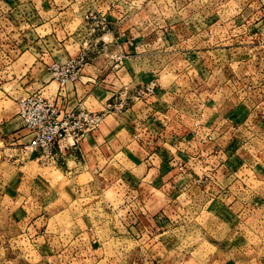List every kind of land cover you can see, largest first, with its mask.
<instances>
[{
    "label": "crops",
    "instance_id": "0c3cea01",
    "mask_svg": "<svg viewBox=\"0 0 264 264\" xmlns=\"http://www.w3.org/2000/svg\"><path fill=\"white\" fill-rule=\"evenodd\" d=\"M129 1L131 0H83L79 6L81 11L94 8L109 14V31L98 34V45L89 48V62L81 73L80 81L67 86L63 98L57 99L58 104L66 111H73L80 104L81 108L89 111H100L103 104L123 87H127L129 95L133 96L140 85L151 81L157 83L152 98L145 103L131 101L126 112L107 117L99 129L88 134L76 148L69 151L54 149L58 169L61 167L68 173L69 167L66 166L73 163L70 173L75 175L74 181H64L62 190L74 191L84 201L100 203L102 217L91 222L88 227H76L73 238L66 243L60 240L59 231L49 237L55 250L52 249L54 254L45 261L47 257L43 255L47 247L39 245L44 244L47 233L44 219L61 206L57 204L54 209L47 206L50 197L54 198L52 202L60 200L55 191L58 184L53 186L52 181H44L42 178H34L32 181H22L20 178L19 181V177L16 178V174L11 173L2 185L0 197L10 204L8 209L11 217L18 218L19 223H16L24 227L32 222L27 230L37 234L36 243L42 242L36 247L42 255L40 258L43 264H111L101 253L103 245L113 240L112 233L118 234V231L110 233L109 230L114 228L107 226V215L116 213L113 204L104 196L108 189L118 192L117 200L121 202L118 208L125 214L116 220L122 233L116 239H121L124 245L129 242L136 244L137 248L131 252V256L134 258L138 254L144 255L143 264H148L147 260L151 258L157 260L158 264H171L168 254L172 250V243L178 241L175 236L178 229L173 228V222L178 216L172 199L184 190L194 188L205 191L212 197L211 201L218 210L214 211L213 208L211 214L221 221L222 225L218 223L219 227L231 231V211L236 217L246 219V229L250 230L257 223H264V181H250L251 178L247 179L244 174L242 178L234 172L242 170L244 162L251 163L248 164L249 169L244 171L251 173L253 178L263 177L256 170L264 168V164L253 163L248 156H253L254 151L250 146L252 134L264 133V103H252L249 98L252 88L257 91L264 89V81L257 82L246 77L250 75L247 71L250 66L247 65V57H243V54L250 57L247 54H251L252 50L246 53L240 48H234L235 54L242 52L239 59L244 67L241 72L237 66L239 68L235 70L234 79L231 77V62L235 60V54L234 50L231 52L233 40L229 16L223 18V15H219L212 16L209 21H194L193 23L197 22L202 26L212 23L221 29L223 35H216L213 38L215 41L212 39L217 42L216 45H198L194 47L195 51H189L185 45L198 36L188 38L179 27L189 23L188 19L182 17V12L189 9V5L195 1L183 4L172 2V5L164 3L160 7L157 3L148 2L152 13L158 10L165 13L160 18L148 17V20L147 17H141L139 11L143 8L138 0L128 3ZM199 5L202 6L200 3ZM210 5L212 11L219 12L218 2ZM74 6L77 4L69 5L66 10L74 9ZM133 13L135 16L132 17ZM74 17L72 24L80 23V13ZM58 20L55 17L52 22ZM123 25L134 28L125 31ZM142 25L164 27V30L147 38L141 32L134 35L133 32L140 30ZM55 26L56 23H52L51 37L35 36L38 40L35 43L36 53L26 51L21 54L26 56L28 53L33 60L28 67L24 63L25 73L13 80V86L19 95L39 92L44 98L55 100L58 87L47 70L48 62L64 61L69 56L77 55L79 51V43H76L77 47H73L72 52L65 45L70 40L79 41L77 29L75 33L66 34L57 32ZM61 35L64 39L69 35L72 38L60 44ZM130 37L135 39L129 46L127 41ZM243 38L253 39V36ZM159 42L161 45H158ZM122 50L127 53L123 65L118 70L112 69L109 53ZM263 53L261 51L260 55ZM189 63H195L197 67L194 77L191 76L193 72L187 68ZM262 66L255 71H264ZM240 74L243 79L237 76ZM194 122H199L200 126L195 127ZM237 127H242L243 135H236ZM9 128L11 129L8 123L4 130ZM14 129L19 130L20 125ZM136 135L137 139L134 138ZM208 136L211 141L202 142L199 139ZM201 152L204 153L203 159L199 158ZM256 152L254 151L255 154ZM116 161L121 168L117 172L114 167L109 169L110 163ZM177 165H182L181 171ZM86 176H89L88 179L81 181L80 178ZM250 182H255V185ZM242 184L252 189H242ZM253 189L257 191L255 199L262 203L258 210L247 208L253 200L248 193L252 194ZM70 198H73L72 194ZM16 203L18 208L15 211ZM222 207L225 208L220 210ZM257 211L261 216L258 217ZM255 217L258 219H254ZM37 222L41 226L33 229ZM41 228H44L43 231ZM220 247L218 245L214 248ZM222 250L227 251L223 252L227 259L219 257L208 264H231V243ZM256 259L258 264H264L263 255ZM252 261L255 260L249 258L244 264H253Z\"/></svg>",
    "mask_w": 264,
    "mask_h": 264
},
{
    "label": "rangeland",
    "instance_id": "374dc122",
    "mask_svg": "<svg viewBox=\"0 0 264 264\" xmlns=\"http://www.w3.org/2000/svg\"><path fill=\"white\" fill-rule=\"evenodd\" d=\"M151 1L157 3L159 7L163 6L164 3L166 5H172V2L183 4L185 2L195 1L189 5V9L187 8L182 12V17L188 19L189 23L179 27V29L182 30V33L186 37L190 38L197 35L198 38H195L204 43L193 38L186 45L184 44L189 51H195L194 47L198 45H216L217 42H213L214 37L216 35H223L221 29L212 25V23L202 26L196 24L197 22L193 23L194 21H202V19L209 21L212 16L217 17L223 15V18L229 16L231 18V40H233L231 41V52H233L234 48H240L242 52L246 53L248 50H252L251 54H247L250 57L243 54L245 55L243 57H247V65L250 66L249 70H247L250 72V75L246 77H250L253 81L257 82L260 80L264 81V71H255L260 65H263L262 69L264 70V53L260 55L261 51H264L262 48L264 46V0H138L139 5L143 8L139 11L142 14L141 17H147V20L149 19L148 17L154 16L160 18L165 14L159 10L152 13L148 8V2ZM82 2L83 0H0V192L2 191L4 179H7L11 173L16 174L15 177H19L17 178L19 181L20 178L22 181H32L34 178H42L44 181H52L53 186L54 184H58L55 191L59 195L60 200L52 202L54 198L50 197L47 206H50V209H54L57 204L61 206L55 208L56 211L50 213L46 217L47 219H44V228L47 227V233L45 234L44 244L39 245L47 247L45 255H43L47 257L44 259L45 261L50 259L55 250L54 244H52V240L49 237L53 236V234H58L59 231L60 240L66 243L73 238L76 227H88L91 222L101 218L103 213L101 212L100 203L84 201L83 198H78L79 196L77 194L75 195L74 191L62 190L61 187L65 184L64 181H71L72 179L74 181L73 177L75 175L70 173L72 170L71 167H73L72 162L69 163V166H66L69 167L68 171L70 172L65 173L61 167L58 169V163L55 161L49 167L41 166L37 163L32 153L22 151L21 148L27 140L26 136L21 128L19 130H15L14 128L20 125V123L17 124L18 118L16 116L17 100L26 95H19L16 92L17 90L13 86V80L25 73L26 69L23 68L24 63L28 67L33 60L32 56L28 53L26 56H22L21 54L26 51L36 53L35 43L38 40L35 39V36L47 37L48 35L51 37L52 23H56L57 26L54 29L57 32L62 31L66 34L76 32L80 23L74 22L72 24V22L75 19L74 15L77 16L80 13L81 19V15L86 11V9L82 8V12L79 8ZM213 2H218L220 6L219 12L217 10L212 11L210 4ZM73 4H77V6H74V9L66 10L69 5ZM197 6L198 8H196ZM202 8H205V10ZM128 12L132 13L133 11ZM131 16H135L134 13ZM55 17H57V20L59 19V22H52ZM134 18L136 19V17ZM60 24L61 26H59ZM122 28L128 31L134 27L127 28V26L123 25ZM177 28H175L174 32L177 31ZM162 30H164V27L155 25L148 27L142 25L140 30H135L133 33L136 35L141 32L147 38L156 32L160 34L158 32ZM244 36H253V39H245L243 38ZM60 38L61 41L59 42L61 44L64 40L72 38V35L66 36L65 39L61 35ZM76 43H79V41L75 42L74 39L65 43V45L72 52L73 47H77ZM174 44L176 45L178 43ZM158 45H161V42ZM242 52H237V54H235V50L233 52L235 54V60L231 62L233 65L231 68V77L234 79H236L235 70L239 67L241 72L244 70L242 61L239 59ZM50 63L48 62V65ZM237 66L239 67L237 68ZM188 67L189 71L191 70L193 72L191 76L194 77V71L197 69L195 63H189L187 65ZM237 76L241 79L244 78L241 74ZM55 88L56 84L54 83L53 89ZM250 92L251 95L249 98L252 103H264V89L257 91L256 88H252ZM8 123L11 129L14 130L10 128L4 130V127L6 128ZM238 129H236V135H243L244 132H241L242 127ZM19 131H22V133ZM256 134H252L250 146L257 152L255 154L253 151V156L249 154L248 156L253 160V163L262 165L264 164V133L261 135ZM118 160L121 161L119 158ZM244 164L242 170L234 171L235 175L243 178L242 175L244 174V177L247 179L251 178L250 181H258V179L264 181V168L256 170L262 173L263 177L261 179L260 176L259 178H253L251 173L244 171V169H249L248 164L251 163L244 162ZM117 165V161L112 162L109 165V169L114 167L115 172H117L121 169ZM88 177H81L80 179L81 181H86ZM250 183L255 185V182ZM240 187L245 189L248 186L242 184ZM247 189L250 191L252 188L249 186ZM254 190H252V194L248 193L253 198L252 202L248 204L247 208L249 210H258L262 207V203L255 199L257 191L255 190V192ZM71 194L73 198H70ZM117 194L118 192L115 189H108L104 192V196L113 204L116 211V213H109L107 215V226L114 228V230H109L110 233L118 231V234L112 233L113 240L103 245L104 248L101 253L106 256L107 261H111V264H127L128 262V264H143L145 262H142L143 259L145 260L144 255L140 256L138 254L134 258L131 256V252L137 248L136 244L129 242V244L126 243L124 245L121 239H116L117 237H121L122 234L121 227L116 220L122 214L123 216L125 215L118 208L121 202L117 200ZM202 197L206 200H203ZM172 200L174 211L178 216L173 222V228L178 229L175 231V236L178 241L177 243H172V250L168 254L171 264H208L214 259H219V257L221 259L223 257L227 259V256L223 255V252L227 253V251L222 249L228 243H231V264H244L249 258L255 260L252 261L253 264H258L256 258L262 255L264 256V249H262V247L264 248V223H257L258 225L256 227V224L254 225L255 228L250 230L246 229L244 228L247 224L246 219L241 216L236 217V214L231 211V231L219 227L218 223L222 225L221 221L216 220L211 214L213 208L214 211L218 210L215 207V203L211 201L213 200L212 197L205 191L202 192L198 189L191 188L188 191L184 190ZM9 205L6 201H2L0 197V264H43L40 258L42 255H40L36 247L38 243L42 242H35L37 234L32 231V228L41 226L40 222L35 223L30 229L32 232L29 233L27 228L30 227L32 222H29L25 227L22 224H17L16 222L19 220L18 218L13 219L11 217L10 209H8ZM14 206L16 211L18 203ZM227 206L225 205V207ZM225 207L220 208V210ZM61 211L63 212L59 213ZM56 215L57 217H54ZM259 215L260 213L258 212V217ZM254 219L258 218L255 217ZM44 228L40 230L43 231ZM218 245L221 246L220 249L214 248ZM52 249L54 250L52 251ZM147 262L148 264H158L157 260L153 258L151 260L148 259Z\"/></svg>",
    "mask_w": 264,
    "mask_h": 264
},
{
    "label": "built area",
    "instance_id": "2783aa9c",
    "mask_svg": "<svg viewBox=\"0 0 264 264\" xmlns=\"http://www.w3.org/2000/svg\"><path fill=\"white\" fill-rule=\"evenodd\" d=\"M109 26L107 12L94 8L87 9L81 15L77 28L79 38L77 55L47 65V70L58 87L55 100L46 99L39 92L28 93L17 100L16 116L27 139L21 149L32 153L39 165L48 167L55 161V148L60 151L76 148L88 134L97 131L107 117L126 112L131 101L145 103L153 97L156 81L140 85L133 96L129 95L127 87H123L103 104L100 111H89L81 108V104L73 111H66L58 104L57 99L63 98L67 86L80 81L81 73L89 62V48L98 45L96 36L107 33ZM134 39L130 37L127 44L130 46ZM126 55L124 50L109 53L108 59L112 62V69H120ZM194 126H200V123L194 122ZM134 138L137 139L138 136ZM199 139L202 142L211 141L209 136ZM203 157L204 153H199V158ZM177 167L178 170H182V165Z\"/></svg>",
    "mask_w": 264,
    "mask_h": 264
}]
</instances>
